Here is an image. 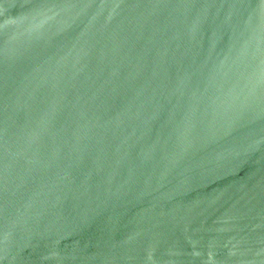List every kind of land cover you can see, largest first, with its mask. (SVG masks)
Listing matches in <instances>:
<instances>
[{"label": "water", "instance_id": "obj_1", "mask_svg": "<svg viewBox=\"0 0 264 264\" xmlns=\"http://www.w3.org/2000/svg\"><path fill=\"white\" fill-rule=\"evenodd\" d=\"M0 264H264V0H0Z\"/></svg>", "mask_w": 264, "mask_h": 264}]
</instances>
